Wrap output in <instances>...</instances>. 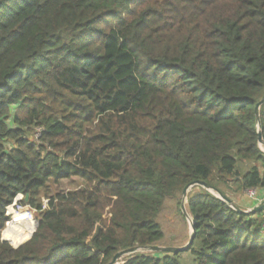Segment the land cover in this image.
<instances>
[{"label": "trees", "instance_id": "16d2710c", "mask_svg": "<svg viewBox=\"0 0 264 264\" xmlns=\"http://www.w3.org/2000/svg\"><path fill=\"white\" fill-rule=\"evenodd\" d=\"M263 99L264 0H0V264H109L160 246V214L171 199L182 212L194 182L263 197ZM260 120L264 140V104ZM73 178L84 188L43 210L48 185ZM19 194L39 226L31 240L33 226H10L15 249L2 235ZM186 207L196 264H264V210L202 187Z\"/></svg>", "mask_w": 264, "mask_h": 264}, {"label": "rangeland", "instance_id": "374dc122", "mask_svg": "<svg viewBox=\"0 0 264 264\" xmlns=\"http://www.w3.org/2000/svg\"><path fill=\"white\" fill-rule=\"evenodd\" d=\"M83 188H84V183L78 178L65 180L61 182L59 185H54L53 183H50L48 187L44 190V192L40 194V198L38 202H41L42 204H46L48 203L49 198L56 196L59 193L60 194L68 193V192L76 191L79 189L81 190ZM231 188H232V191H234V192H230L231 200L239 208L245 211H250L254 209L256 206H258L261 203L259 202L261 199L264 200V195L263 197L259 196L258 197L259 200L258 199L256 200L251 197V194H249L250 191H244V192L237 191V186H232ZM179 201L180 200H177V199L168 200L164 207V210L159 216L158 221L164 232V240L162 241L160 245L162 247L178 248V247L185 246L189 242V238L191 235L190 220L184 215L183 210L182 212L180 211ZM182 203H183V199L181 202V207H182ZM186 205H187V202H186ZM186 210L188 212L187 207H186ZM35 216L37 220L38 212L35 213ZM14 226H20V225H13L12 228ZM9 228H7V225H6L3 231V235H2L3 241L5 240V237H6L5 232ZM21 230L23 231L24 234L26 233V228L21 226ZM11 245L13 247H17L13 243H11ZM177 258L181 264H196L195 257L188 250L185 252L179 253L177 255Z\"/></svg>", "mask_w": 264, "mask_h": 264}, {"label": "water", "instance_id": "95a60500", "mask_svg": "<svg viewBox=\"0 0 264 264\" xmlns=\"http://www.w3.org/2000/svg\"><path fill=\"white\" fill-rule=\"evenodd\" d=\"M263 104H264V99L257 105L256 115H257V121H258V133H259L260 148L264 152V140L262 137V128H261V120H260V109H261ZM195 187L204 188L205 190L214 194L220 200L227 203L231 208H233L234 210H236L239 213L257 214V213L262 212L264 210V200L258 206H256L254 209H252L250 211H245V210L239 208L231 199L224 196L221 192L215 190L214 188L208 187V185L205 182H201V181L194 182V183L190 184L183 192L182 210L184 212V215L190 220V225H191V235L189 238V242L185 246L178 247V248L162 247V246H153V247H144V248L136 247V248L128 249V250L121 251V252L117 253L115 255V257L113 258V260L109 264H121L124 258L131 256V255H134V254H137V253H168V254L178 255L179 253H182V252L189 250V248L192 246L194 239H195L196 228H195L194 220L192 219V217L188 214V212L186 210V202L188 200L189 192ZM38 226H39V223H37V225H36V230H37ZM32 237H33V235L31 236L30 240L32 239ZM4 242L9 243L11 245V242L9 240H4ZM22 245H20L18 247H14V248L17 249V248L21 247Z\"/></svg>", "mask_w": 264, "mask_h": 264}, {"label": "built area", "instance_id": "2783aa9c", "mask_svg": "<svg viewBox=\"0 0 264 264\" xmlns=\"http://www.w3.org/2000/svg\"><path fill=\"white\" fill-rule=\"evenodd\" d=\"M251 197L254 199H258L260 196L257 191H250ZM259 200V199H258ZM263 199H261L259 202H262ZM43 205V210H46L49 208V200L48 203L42 204ZM37 210L33 208L28 202L27 198L23 194H19L14 202L7 208V213L6 215L9 218V221L7 222V228L10 226L12 227L13 225H22V224H29L33 226L32 229L26 228V233H29L34 235L36 232V225H37V220L35 213Z\"/></svg>", "mask_w": 264, "mask_h": 264}]
</instances>
